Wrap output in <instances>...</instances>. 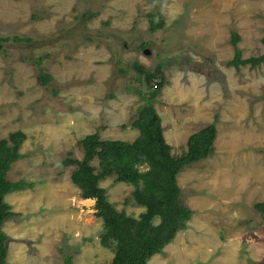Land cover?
<instances>
[{
	"label": "rangeland",
	"instance_id": "374dc122",
	"mask_svg": "<svg viewBox=\"0 0 264 264\" xmlns=\"http://www.w3.org/2000/svg\"><path fill=\"white\" fill-rule=\"evenodd\" d=\"M157 12L164 26L151 31L148 14ZM263 27L264 0H0V37L8 38L0 50V138L25 133L24 157L8 177L30 183L4 195L18 214L1 226L6 264H63L66 253L73 264L111 263L94 201L71 181L76 166L57 164L68 152L80 159L79 141L96 130L102 139L136 138L130 122L142 100L134 89L148 94L154 86L134 61L154 71L162 64L166 83L154 106L168 127L171 118L190 125L173 156L187 132L218 117L212 154L177 175L191 217L146 264H264V211L254 207L264 201V62L227 64L231 32L248 58L264 51ZM39 59L53 77L48 87L36 80ZM99 185L117 210L136 218L144 210L132 184L110 176Z\"/></svg>",
	"mask_w": 264,
	"mask_h": 264
},
{
	"label": "trees",
	"instance_id": "16d2710c",
	"mask_svg": "<svg viewBox=\"0 0 264 264\" xmlns=\"http://www.w3.org/2000/svg\"><path fill=\"white\" fill-rule=\"evenodd\" d=\"M94 12L84 15L91 18ZM149 30L155 31L164 26L160 12L149 13ZM240 35L231 32L230 43L233 47V57L227 64L238 69L249 64L255 68L264 62V51L248 58L241 57L237 46ZM8 38L0 37V50ZM16 41H30L29 38L15 36ZM261 43L264 46V27ZM146 43L141 44L146 48ZM38 73L37 83L48 87L53 80L41 66V60L36 63ZM136 72L143 76L146 84L153 83V89L148 94H142L134 89L142 100L137 116L130 122L132 128L139 133L133 141L119 139H102L96 130L86 134L80 141L82 157L80 159L67 153L58 162V167L75 165L70 178L80 190V197L85 201H94L96 216L102 219L103 233L100 243L104 247H112L114 254L110 264H146L147 259L170 243L176 232L184 227L190 219L192 210L181 202V188L177 183L178 173L186 166L209 157L213 152V142L216 138L217 114L212 122L189 135L186 149L179 156L171 154V146L163 135L161 117L154 104L160 95L166 78L158 64L154 70H149L141 62L132 64ZM124 72L123 70H121ZM54 92L55 89H54ZM108 96H111L108 93ZM125 126V125H124ZM26 135L20 130L10 132L7 137L0 138V264H6L7 236L1 226L7 219L18 214L11 210L5 202L4 195L22 190L30 185L24 179L11 180L8 172L12 163L23 158L19 148ZM97 158L98 164H91ZM114 176L116 182L130 183L134 186L131 196L138 206L144 208L138 217L127 215L123 210H117L108 200L106 189L99 185L100 180ZM254 207L264 211V201L257 202ZM157 216L159 222L152 223ZM64 250L61 248L60 252ZM73 254H63V264H73Z\"/></svg>",
	"mask_w": 264,
	"mask_h": 264
},
{
	"label": "crops",
	"instance_id": "0c3cea01",
	"mask_svg": "<svg viewBox=\"0 0 264 264\" xmlns=\"http://www.w3.org/2000/svg\"><path fill=\"white\" fill-rule=\"evenodd\" d=\"M171 124H170V126L168 127L167 125H166V123H165V120L164 119H162L161 120V124H162V127H163V135H164V137H165V140H166V142L171 146V154L173 155V153L175 152L174 151V145H178V144H183L184 142H180L179 140H181L183 137H182V134H181V132H182V127H185V128H190V125H185V122L184 123H182V124H180V125H182V126H177L175 123H176V121L174 120V118H171ZM188 126V127H187ZM200 128H202V127H199V130H200ZM198 131V130H197ZM196 132V131H195ZM138 133H139V131H138ZM194 133V132H193ZM192 133H190V132H187L186 133V137H185V139L187 140V138L189 137V135H191ZM135 139V138H134ZM185 139H184V141H185ZM183 140V139H182ZM133 141V140H132ZM186 149V147L184 148V150ZM181 154V153H180ZM179 154V155H180ZM176 155V154H175ZM174 155V156H175ZM178 156V155H177Z\"/></svg>",
	"mask_w": 264,
	"mask_h": 264
},
{
	"label": "water",
	"instance_id": "95a60500",
	"mask_svg": "<svg viewBox=\"0 0 264 264\" xmlns=\"http://www.w3.org/2000/svg\"><path fill=\"white\" fill-rule=\"evenodd\" d=\"M145 51H146V49H145ZM148 51V50H147Z\"/></svg>",
	"mask_w": 264,
	"mask_h": 264
}]
</instances>
